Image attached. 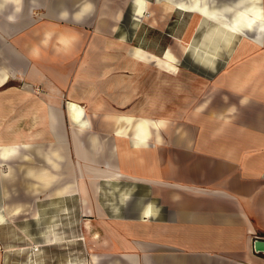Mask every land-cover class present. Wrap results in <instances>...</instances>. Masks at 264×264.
<instances>
[{"label": "crops", "instance_id": "1", "mask_svg": "<svg viewBox=\"0 0 264 264\" xmlns=\"http://www.w3.org/2000/svg\"><path fill=\"white\" fill-rule=\"evenodd\" d=\"M137 1L0 0L10 21L25 3L50 20L0 69V229L18 223L16 264H43L66 230L87 244L58 264H264V5L248 25L232 16L243 0ZM175 11L200 21L154 20ZM126 14L176 37L132 46L115 36ZM238 35L251 41L227 53Z\"/></svg>", "mask_w": 264, "mask_h": 264}, {"label": "rangeland", "instance_id": "2", "mask_svg": "<svg viewBox=\"0 0 264 264\" xmlns=\"http://www.w3.org/2000/svg\"><path fill=\"white\" fill-rule=\"evenodd\" d=\"M24 2H30V0H23ZM232 0H215V4L220 3H228ZM249 1V0H245ZM257 2L259 0H256ZM262 4L264 5V0H260ZM25 3L23 7V12L17 14V18L15 21H10L8 18H5L3 13H0V69H2V60L7 59L9 57L10 62V69H12V64H14L16 61V55H24L27 53L31 48L38 45L41 38H45L46 32L44 31V22L50 21L48 19H45L43 14H40L38 11H35L33 8H31L29 11H27L29 8L27 4ZM10 12L9 7H6L4 12ZM1 12V11H0ZM236 14H233L232 16L235 17ZM193 16H195L199 20V14H178L176 11L173 13H170L167 15V17H162L161 14H154V20L155 21H168V22H188L190 21ZM231 18V17H230ZM225 17H223L221 20L225 21ZM197 20V21H198ZM200 21V20H199ZM204 21V20H202ZM258 21V20H257ZM134 22V23H131ZM123 25L121 27V30L116 32L115 36H119L122 39L127 40V43L131 44L132 46H142L144 47L147 43L151 45L153 44L155 50L161 51L163 50V46H165L166 42L169 41L170 37H173V39L176 37L174 34L177 32L176 30H166V31H151L146 28H139L136 26V21L133 20V15L126 14L124 15ZM205 24L199 29L198 34L196 35V38L199 39L202 36V33L206 31L207 27L212 24L211 22H204ZM97 29L90 26L88 29L81 31L83 34L81 38L87 39V38H94L98 36ZM169 35V36H168ZM114 36V35H113ZM246 36L252 37L253 34L249 33ZM52 38V35L50 36ZM54 37V35H53ZM239 41V42H238ZM243 41L250 42L251 39L244 38L242 35L235 36V42L231 45L230 49L227 50V53L232 52L233 54L237 52V50L241 49V46L239 43ZM195 42V41H194ZM198 42V41H197ZM172 44L170 48L171 52L178 53V43L175 40H172L170 43ZM254 44L252 50V54H261L264 53V44L257 45ZM188 47V46H187ZM203 47V46H200ZM199 47V48H200ZM208 47V46H207ZM209 48V47H208ZM189 49V47H188ZM224 49L220 50L219 52L223 51ZM188 51V50H187ZM82 52V51H81ZM192 51L187 52V54H191L194 56V59H196V55ZM197 60V59H196ZM198 61V60H197ZM17 63V62H16ZM188 63V61H187ZM202 63V62H201ZM207 65V64H204ZM191 68V66L189 67ZM5 223V219L2 215V212L0 210V225ZM50 223H44L43 224V234L45 233L47 227ZM8 225L10 228H7ZM18 223L11 222L9 224H5V228L2 230L0 229V250H2V244L4 246L10 244L9 250L13 255H11V258L9 259L12 264H16L17 262H20L22 259L19 258V246H24L25 242L24 239H19L17 237H12V231L13 229H17ZM70 225V224H69ZM69 225L66 226L69 227ZM70 235V236H66ZM43 243L45 241V237L43 235ZM55 250L52 253H48L47 259H44L43 264H58L60 262H68L70 259L69 255H66V247L68 246H74L83 243V245L87 244L85 243L84 239L82 237L77 238V236L72 237V233L68 232L66 230L65 234H62L60 238L53 239L52 240ZM38 249V248H37ZM76 252V249L74 250ZM71 258H76L78 255L73 254L70 255ZM26 259H28V255H26ZM0 261L1 254H0Z\"/></svg>", "mask_w": 264, "mask_h": 264}, {"label": "bare ground", "instance_id": "3", "mask_svg": "<svg viewBox=\"0 0 264 264\" xmlns=\"http://www.w3.org/2000/svg\"><path fill=\"white\" fill-rule=\"evenodd\" d=\"M243 3L242 12H238L237 15V19L239 21H241V19H244L245 21H248V25H251L252 23H254V21L256 22L257 20H260L262 18V11L261 8L259 7V5L257 4L256 0H249V1H245L243 0L241 2V4ZM137 11H139V13L142 10V5L143 3L139 0L137 1ZM246 4V5H245ZM222 33V32H221ZM224 33V32H223ZM225 35V34H224ZM225 37V36H224ZM223 38V37H222ZM212 39V38H211ZM210 45V44H209ZM208 46V45H207ZM199 50H203V53H210L211 51H209V48H202V47H196L195 51H199ZM138 51V50H137ZM137 53V52H136ZM144 55V54H142ZM211 55V54H210ZM139 56V55H138ZM143 57V56H142ZM213 59V58H212ZM158 62V61H157ZM163 62V61H162ZM212 62V61H211ZM161 64V63H159ZM168 65V64H167ZM171 66V65H170ZM145 127V126H144ZM146 129V127H145Z\"/></svg>", "mask_w": 264, "mask_h": 264}, {"label": "water", "instance_id": "4", "mask_svg": "<svg viewBox=\"0 0 264 264\" xmlns=\"http://www.w3.org/2000/svg\"><path fill=\"white\" fill-rule=\"evenodd\" d=\"M252 247L256 253L264 254V239H255Z\"/></svg>", "mask_w": 264, "mask_h": 264}, {"label": "built area", "instance_id": "5", "mask_svg": "<svg viewBox=\"0 0 264 264\" xmlns=\"http://www.w3.org/2000/svg\"><path fill=\"white\" fill-rule=\"evenodd\" d=\"M33 250H34V251H37L38 249H37V247H36V248H34Z\"/></svg>", "mask_w": 264, "mask_h": 264}]
</instances>
